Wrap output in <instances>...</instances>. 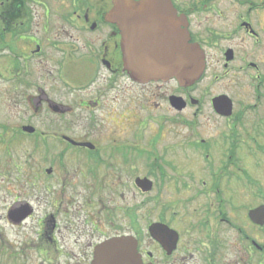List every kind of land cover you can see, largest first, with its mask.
Segmentation results:
<instances>
[{
    "label": "flooded vegetation",
    "instance_id": "af4514ba",
    "mask_svg": "<svg viewBox=\"0 0 264 264\" xmlns=\"http://www.w3.org/2000/svg\"><path fill=\"white\" fill-rule=\"evenodd\" d=\"M171 1L206 62L191 86L132 79L123 65L120 26L110 18L117 0H0V78L29 112L25 122L0 123L6 135L0 139L30 142L35 157L52 161L46 187L36 184L37 168L30 179L37 187H2L10 188L0 212L2 264H264V0ZM205 80L203 101L193 92ZM172 82L177 90L164 95L169 105L192 108L195 119L176 121L177 135L163 137L161 126L158 136L144 140L134 131L140 121L132 113L135 86L155 87L157 98ZM136 99L139 113L162 107L147 95ZM119 105L134 135L124 143L147 144L139 149L149 160L145 177L160 176V187H137L147 195L142 216L129 187L138 177L133 159L122 158L113 174H126L124 187L95 186L82 173L98 176L97 166L115 155L119 141L102 145L91 140V131L101 120L98 111L119 117ZM201 113L205 120L198 127ZM85 123L90 131L71 134ZM188 150L194 156L186 160ZM72 160L78 161L74 187H54L59 168L67 171ZM85 164L93 168L85 170ZM186 167L207 178L183 183ZM8 226L14 239L6 236Z\"/></svg>",
    "mask_w": 264,
    "mask_h": 264
},
{
    "label": "rangeland",
    "instance_id": "374dc122",
    "mask_svg": "<svg viewBox=\"0 0 264 264\" xmlns=\"http://www.w3.org/2000/svg\"><path fill=\"white\" fill-rule=\"evenodd\" d=\"M0 66H4L3 62H0ZM7 85V82L2 80L0 78V123L5 122L7 120H13V121H19L22 120L23 122L24 119H27L29 112L23 111L25 110L24 107V103L22 102H18L14 101L13 98L14 96H11L12 94L10 92L5 91V86ZM201 86H207V80H205L204 82H202L198 89L193 92V95L195 97H201L203 99V101H205L206 99H208V97L204 94L201 95L202 92L200 91ZM122 87H125L122 85ZM127 90V89H126ZM157 89H155V87H137L135 86L134 89V97H135V101L132 104V113L133 114H139L138 118L140 119L139 123H135V126H137V128L134 129L135 133L137 131V133H140L139 135H141V137L144 140H148L149 141V136L153 135V137L158 136V131L159 128L161 126H164L163 132H162V136L163 137H170V136H174L177 135L176 130L178 129L177 127H175V123L176 121H178L179 119L183 118L184 120H191V119H195L193 114V109L188 107L185 108L183 110L181 109H175L174 107H171L169 105V101L167 100V96H169L170 93L174 92L175 90H177V85L176 83H170L168 85V87H165L162 89V91H164V93H162V96H157L154 97L153 93L157 92ZM114 92L113 95H115ZM126 94L125 89L124 92H118L119 95V100L121 104H123L122 99L124 98V95ZM145 95H147L148 97H150L152 100L159 102L160 105L162 106L160 108V110H146L144 109L143 111H140L139 106H140V101L136 98H144ZM166 95V97L164 96ZM73 96H71L72 98ZM159 99V101H158ZM207 103V101H206ZM120 104V105H121ZM117 106L116 107V111H119V117L118 116H114L115 111L113 112V116L109 117L107 116V113L105 111H98V114L101 115V120L98 122L97 126L94 128V130L91 131L93 137H92V141H95L94 139H98L99 138V143L102 145H106L107 146V142H111V141H119L118 144L114 145V150L115 152H113V154H115L113 156V158H105V162H102L101 164H99L97 166V170H98V176H95L93 174H88L82 172L83 174H86L88 179L90 180H95L93 182V184L95 186H100V187H124L123 181L126 182V174H118V175H113L115 173L118 172V170L121 168L122 164V158H130L134 160V170H133V177L135 178L136 176H145V175H149L151 172L148 169V167L146 166L147 164V160L145 159V155L139 151L140 148L142 149H148V145L147 144H143L141 143L140 140H137L134 143V146H136L137 148H133L127 147V144L124 143L126 136L131 135L134 136L132 133V123H128L126 120L128 118L127 115H125V112H122V107L121 106ZM180 110V111H179ZM132 114V115H133ZM129 115V120L132 121L133 120V116ZM203 114H200V117L197 118L198 120V127L201 125V121H204L205 118H202ZM141 120L142 125L141 124ZM177 124V123H176ZM220 121L215 118L214 120V126L219 125ZM4 126L0 125V138H2L3 135L2 132L4 130L3 128ZM184 124L182 123L180 125V128L182 129V134L183 135H188L189 133L187 132L186 128H184ZM140 128V129H139ZM92 128H90L89 126H87V124H83L81 126H77V127H72V135H76L78 133H85L90 131ZM200 130L203 131L204 127H200ZM217 128H215L216 130ZM219 129V127H218ZM131 132V133H130ZM118 139H116V138ZM9 140H4L2 141L0 139V212H1V206H2V196H4L5 194H7L8 198L10 197V188H8V193L6 192V190H4V188L2 187H37L36 184L38 185V187H46V183L47 180V174H46V168H48L49 166H52V161L43 158L41 156H39V158L35 157L32 152V144L30 142H21L18 143L17 141H15L14 144H7ZM122 142V143H120ZM163 140L161 139L160 142H156V147L158 150V153H161L162 151V147L164 145V143H162ZM74 150H78V149H74ZM190 151L189 155L183 154L182 157L186 160H189L191 157L194 156L193 150H188ZM102 152H110L109 148H104L102 147ZM7 153L9 155H7ZM157 153V151H156ZM208 156V155H207ZM196 157L198 158V163L201 164L202 163V158L201 156H199V153L197 152ZM149 161V160H148ZM150 162H154V160H150ZM78 165V161L72 160V162L70 163V167H68V170L66 171L65 168H59V171L57 172V174L55 175V182L53 183L54 187H74L72 184L75 182V180H73V176L75 174V168ZM85 170H88L90 168H93L92 164H85ZM38 169L39 171V181L36 182L35 186H31L30 183V179L32 178L31 175H33L34 173H36L35 169ZM109 168V172L106 173L108 171ZM183 174H184V178H182V182L184 183L185 180H187L189 183H192L193 180L196 181V183L201 182V179L204 178L206 179L207 176L202 175L201 174H197L196 177L192 174V172L190 171L189 167H186L185 170L183 169ZM199 173H206V172H201V170H197ZM264 171V169H263ZM106 173V174H105ZM104 174V176L102 175ZM100 175H102V178L100 177ZM120 177V178H119ZM60 178L67 180L66 185H62V183L60 182ZM150 179L155 180L154 182V187H160V176L159 174L155 171V174H152L149 176ZM106 181H105V180ZM107 182V184H106ZM119 183V184H118ZM129 187H134V207L138 208L137 209V216H142L144 215L146 208L143 204V201L145 199V197H147L146 194L144 193H140L139 190L137 189L136 184L131 183L129 184ZM184 187V186H183ZM157 188L156 190L153 192L154 194L157 193ZM9 227H7V233L8 235H6L8 238L14 239L13 232H9ZM17 230H22L19 228H16L14 231ZM8 264L11 263V261L7 262ZM0 264H2V260L0 257Z\"/></svg>",
    "mask_w": 264,
    "mask_h": 264
},
{
    "label": "water",
    "instance_id": "95a60500",
    "mask_svg": "<svg viewBox=\"0 0 264 264\" xmlns=\"http://www.w3.org/2000/svg\"><path fill=\"white\" fill-rule=\"evenodd\" d=\"M110 18L120 26L124 68L134 80L176 78L180 85L188 86L203 74L202 49L190 42L186 19L178 16L170 0H117ZM216 103L222 104V100ZM137 183L152 187L147 178H138Z\"/></svg>",
    "mask_w": 264,
    "mask_h": 264
}]
</instances>
